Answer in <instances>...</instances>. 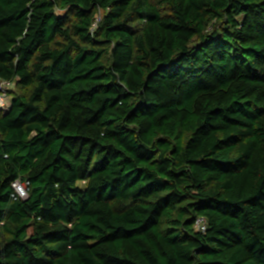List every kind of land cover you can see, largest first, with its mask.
<instances>
[{
    "label": "trees",
    "instance_id": "1",
    "mask_svg": "<svg viewBox=\"0 0 264 264\" xmlns=\"http://www.w3.org/2000/svg\"><path fill=\"white\" fill-rule=\"evenodd\" d=\"M0 79V264H264V0H0Z\"/></svg>",
    "mask_w": 264,
    "mask_h": 264
},
{
    "label": "built area",
    "instance_id": "2",
    "mask_svg": "<svg viewBox=\"0 0 264 264\" xmlns=\"http://www.w3.org/2000/svg\"><path fill=\"white\" fill-rule=\"evenodd\" d=\"M1 80V79H0ZM3 83H11L12 81H6V80H1ZM10 100L7 97V94L5 93L4 90H2V87L0 88V110H3L5 108H8L10 106ZM20 181H15L14 182V187L16 189V185L19 183ZM21 183V182H20ZM16 192L19 196L24 197L27 194V190H26V186L24 185H19V188L16 189ZM197 229L200 230H204L206 231V227H207V220L205 217L200 216L197 218L196 220V224H195Z\"/></svg>",
    "mask_w": 264,
    "mask_h": 264
},
{
    "label": "rangeland",
    "instance_id": "3",
    "mask_svg": "<svg viewBox=\"0 0 264 264\" xmlns=\"http://www.w3.org/2000/svg\"><path fill=\"white\" fill-rule=\"evenodd\" d=\"M57 11H58V13H60V14H67L68 12H67V10L66 9H61V8H57ZM101 13H102V11L101 12H98V14H97V21L99 20V18H100V16H101ZM70 17H72V15L70 16ZM2 87V90H4L5 91V93L7 94V97H8V99L11 101V99H12V97L14 96V95H16V94H19V93H26V92H28V91H26V89L25 88H22V87H20L18 84H16L15 82H11V83H3L1 80H0V88ZM6 109V108H5ZM4 110V109H3ZM81 185H83L84 183H85V181H80L79 182ZM23 185L24 186V184L23 183H18L17 185H16V189H18L19 188V185Z\"/></svg>",
    "mask_w": 264,
    "mask_h": 264
}]
</instances>
